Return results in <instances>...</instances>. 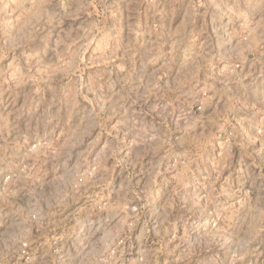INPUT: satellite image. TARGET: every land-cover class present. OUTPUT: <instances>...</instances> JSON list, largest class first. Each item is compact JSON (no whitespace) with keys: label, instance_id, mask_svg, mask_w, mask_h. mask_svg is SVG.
Returning a JSON list of instances; mask_svg holds the SVG:
<instances>
[{"label":"rangeland","instance_id":"1","mask_svg":"<svg viewBox=\"0 0 264 264\" xmlns=\"http://www.w3.org/2000/svg\"><path fill=\"white\" fill-rule=\"evenodd\" d=\"M0 264H264V0H0Z\"/></svg>","mask_w":264,"mask_h":264}]
</instances>
